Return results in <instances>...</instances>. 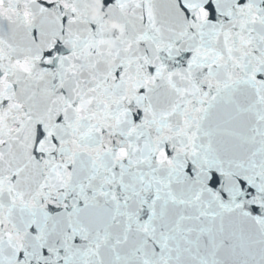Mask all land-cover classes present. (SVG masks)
<instances>
[{
  "label": "snow or ice",
  "instance_id": "6c2138e0",
  "mask_svg": "<svg viewBox=\"0 0 264 264\" xmlns=\"http://www.w3.org/2000/svg\"><path fill=\"white\" fill-rule=\"evenodd\" d=\"M0 264H264V0H0Z\"/></svg>",
  "mask_w": 264,
  "mask_h": 264
}]
</instances>
